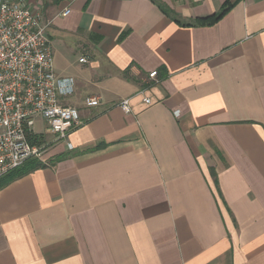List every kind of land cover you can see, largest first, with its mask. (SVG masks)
Masks as SVG:
<instances>
[{
    "label": "crops",
    "instance_id": "1",
    "mask_svg": "<svg viewBox=\"0 0 264 264\" xmlns=\"http://www.w3.org/2000/svg\"><path fill=\"white\" fill-rule=\"evenodd\" d=\"M25 2L82 125L37 122L44 167L0 190V264H264V0Z\"/></svg>",
    "mask_w": 264,
    "mask_h": 264
},
{
    "label": "built area",
    "instance_id": "2",
    "mask_svg": "<svg viewBox=\"0 0 264 264\" xmlns=\"http://www.w3.org/2000/svg\"><path fill=\"white\" fill-rule=\"evenodd\" d=\"M69 13L67 10L62 16ZM45 31L41 15L25 0H0V178L29 160L42 159L43 149L31 143L39 120L58 141H67L82 125L79 109L63 102L74 95L75 81L56 75ZM80 62L88 64L90 59L84 56ZM148 80L156 82L158 72L150 73ZM137 96L146 105L152 104L145 90ZM131 100L119 105L126 114L132 111ZM101 102L100 97L91 96L85 106L94 108Z\"/></svg>",
    "mask_w": 264,
    "mask_h": 264
},
{
    "label": "trees",
    "instance_id": "3",
    "mask_svg": "<svg viewBox=\"0 0 264 264\" xmlns=\"http://www.w3.org/2000/svg\"><path fill=\"white\" fill-rule=\"evenodd\" d=\"M233 5L230 3L226 4L219 14H215L205 19H199L196 21L197 26H212L221 20L232 8ZM32 145L41 146V142L38 138L31 139ZM44 167L37 159H32L27 161L22 167L16 169L15 171L9 173L8 175L0 178V190L8 186L13 181L30 174L31 172Z\"/></svg>",
    "mask_w": 264,
    "mask_h": 264
},
{
    "label": "rangeland",
    "instance_id": "4",
    "mask_svg": "<svg viewBox=\"0 0 264 264\" xmlns=\"http://www.w3.org/2000/svg\"><path fill=\"white\" fill-rule=\"evenodd\" d=\"M40 127H41V126H40V125H38V127H37V128H38V131H40V130H41V129H40Z\"/></svg>",
    "mask_w": 264,
    "mask_h": 264
}]
</instances>
